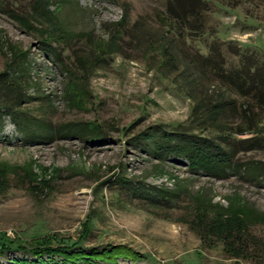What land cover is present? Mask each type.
Instances as JSON below:
<instances>
[{
	"label": "rangeland",
	"instance_id": "obj_1",
	"mask_svg": "<svg viewBox=\"0 0 264 264\" xmlns=\"http://www.w3.org/2000/svg\"><path fill=\"white\" fill-rule=\"evenodd\" d=\"M200 1L205 42L228 46L231 65L236 49L264 65V0ZM37 2L36 14L30 7ZM164 14V0H0V72L11 57L24 56L28 86L22 94L32 101L19 109L45 121L52 133L23 139L2 119L0 241L51 236L70 245L87 225L82 249L122 245L143 258L115 264H264V180L243 169L264 167V147L235 151L236 169L206 177L181 159L155 162L128 144L144 127L183 124L190 111L189 100L155 72L158 38L164 46L171 42L179 59L206 52L198 35L192 42L184 31L181 37L170 29L165 34ZM120 19L111 32L110 24ZM109 38L116 53L81 74L77 61L97 59V44ZM43 39L53 56L40 48ZM257 118L255 135L234 140L263 142L264 112ZM75 125L99 128L97 137L66 132ZM118 177L164 196L142 199L122 188ZM231 216L248 218L230 243L199 235L201 226ZM7 257L0 264L32 261Z\"/></svg>",
	"mask_w": 264,
	"mask_h": 264
},
{
	"label": "trees",
	"instance_id": "obj_2",
	"mask_svg": "<svg viewBox=\"0 0 264 264\" xmlns=\"http://www.w3.org/2000/svg\"><path fill=\"white\" fill-rule=\"evenodd\" d=\"M39 4L38 2L33 4L30 10L37 14L36 7ZM203 4L200 0H164L163 18L164 23H167L163 26L166 27L165 34L170 33V29L177 32V37H181V31H184L183 36L192 42H197L198 39L194 37L200 36L205 55L193 52L192 55H182L179 59L178 55L170 50L171 42H168L167 46L160 44L162 37L158 38L156 50L158 60L154 65L155 72L161 80L171 85L176 93L184 95L191 103L186 119L183 124L169 128L162 125L144 127L129 138L128 144L155 162L177 158L188 165L189 171L203 173L206 177H223L226 172L238 166L232 161L235 151L248 152L255 150L256 147H264V141L262 142L259 137L234 140L242 133L246 135L256 133L255 125L259 121L257 113L264 112V65L253 57L244 56L237 49L233 55L236 62L231 65L227 59L228 55L232 57V53L227 51L228 46L213 39L206 43L203 37L206 34L202 32L201 13L206 11ZM56 18L55 28L66 37L68 32L60 27ZM121 21L120 19L110 24L111 32L119 29ZM110 38L105 44H97V59L77 61L81 74L84 73L82 71L91 70L94 64L103 58L116 53V43ZM40 45L44 53L53 56L54 52L49 49L50 44L46 40H41ZM9 60L0 72V130L2 119L6 118L15 133L23 139L51 135L45 121L19 109L20 105H27L32 101L22 94V86H28L23 69L26 61L23 55H15ZM232 95L241 99L240 104L231 98ZM235 120L238 124L232 126ZM98 129L93 125L86 127L75 125L66 132L78 137L96 138ZM243 167L245 172L252 174L254 180H264L262 164L248 168L244 164ZM118 181L122 183L120 184L122 188L130 190V193L134 192L142 199L148 198L155 202L160 196H164L150 187L134 189L121 177H118ZM229 218L231 220H222L223 222H218L216 226L209 223L205 227L204 225L199 227L201 232L199 235L211 236L222 245L225 242L230 243L233 237H239L245 230V221L248 217ZM86 226L83 234L70 245H60L51 236L35 237L28 241L18 239L0 241V258H8L7 256L12 253L18 256L25 255L32 260L27 262L24 259H12L13 264H96V262L115 264L116 260L120 259L129 263L143 260L138 252H133L122 245L115 247L105 245L100 250L82 249L80 244L84 241Z\"/></svg>",
	"mask_w": 264,
	"mask_h": 264
}]
</instances>
